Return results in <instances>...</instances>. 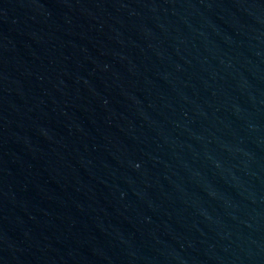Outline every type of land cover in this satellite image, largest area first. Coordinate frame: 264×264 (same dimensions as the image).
<instances>
[{
	"label": "water",
	"instance_id": "1",
	"mask_svg": "<svg viewBox=\"0 0 264 264\" xmlns=\"http://www.w3.org/2000/svg\"><path fill=\"white\" fill-rule=\"evenodd\" d=\"M0 264H264V0H0Z\"/></svg>",
	"mask_w": 264,
	"mask_h": 264
}]
</instances>
